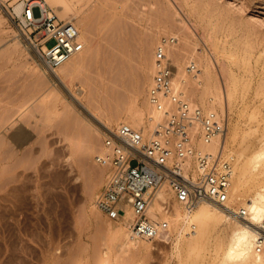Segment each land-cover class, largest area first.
I'll use <instances>...</instances> for the list:
<instances>
[{"label":"rangeland","instance_id":"rangeland-1","mask_svg":"<svg viewBox=\"0 0 264 264\" xmlns=\"http://www.w3.org/2000/svg\"><path fill=\"white\" fill-rule=\"evenodd\" d=\"M8 4L11 8H15V4L11 1ZM111 4L112 7H110ZM119 5H116L113 0L110 2L98 0L93 4L89 2L86 6L87 16H89L86 27L88 25V27L95 28V30L87 28V32L90 34V36L88 35L87 55H91V57L89 56L90 61L70 80L68 84L70 91L60 80L53 79L56 81L53 82L52 76L47 77V80L44 79V81L43 77L37 76L40 74L37 64H41L26 42L20 41L21 55L20 52L18 54L8 52H12L15 41L14 34L20 30L9 14L0 8V86L4 87L6 85L3 93L1 91L3 88H0L2 93H0V104L16 99L17 96H20V99L15 100L16 105L21 104V102L23 104L24 101L27 102L24 103V107L27 106L25 108L29 118L24 128L29 137L22 151L25 149L26 152L32 149L30 151L32 154L36 156L40 154L38 158L41 157V160L35 157L34 162L31 159L33 156L31 157L30 152H26L31 157L27 159L30 162L26 161V163L28 162V165L31 163L34 168L32 165L31 167L28 166L30 169L25 172L28 176L27 174L23 175L25 177L21 176L20 180L31 177L27 180L23 179L26 182H31V179L41 181L43 178L48 180L51 176L53 177L51 169L50 174V171L45 170V172H48L47 175L45 174V177L42 178L39 177L44 171L39 170L37 166L46 159L47 162H50L57 152H59L57 156L61 155V158L56 159L57 157H55L58 163L54 162L55 165L51 167L53 172L55 167L56 170L59 169V163L67 171L64 175L65 179H63L65 182L58 184L56 189L53 188L51 198L47 196V190L40 191L43 192V195L41 194L38 202L42 203L43 207L39 204L36 209L24 211L19 215L16 214V217L13 208L10 209L12 213H6L10 207H4L2 206L4 203H0L2 210L4 208L3 213H0V216L3 214L0 220V264H63L65 260L68 262L67 259L71 257V253L81 252L83 250L81 248L85 244L89 246L90 254L93 257L90 256V264L97 263V261L96 263L94 261L99 259L103 235L108 228L106 223L112 226L119 223L118 220H109L95 206V197L105 184L107 168L99 166L95 162L96 156L93 155L103 145L102 138L107 130L117 125V123H112L111 128L107 129L101 119L104 116L106 117L107 112L122 109L128 98L139 88V91L143 90L142 93L140 91L139 101L145 100L146 91L154 73L153 71L152 74L145 75V78L141 79L146 64L145 59L149 53L153 56L155 45L160 37L174 36L178 40L173 35L174 31L168 29L171 25L169 23L177 19L176 13L183 14L184 12V14L190 15L189 17L197 27L198 36L189 40L196 43L199 52L204 55H207V49H212L213 55L216 56L213 57L217 67L220 68L222 62L232 82H236L237 91L233 111H229L226 118L224 111L216 105V112L220 113L226 120L228 119L227 128L235 124L241 134L246 135V144L239 149L229 146L223 150L224 154L231 155L234 158L235 171L237 152L244 151V157L252 156V161L249 164L251 170L247 176L246 184L243 185L245 191L251 188L256 181L264 179V176H262L264 175V157L254 156L255 153L264 152V149H261L264 146V0H123L122 7ZM116 8L119 9L115 10ZM34 15H38L37 10L34 11ZM155 25L160 27L159 35H153L150 32V28ZM164 29L165 31H163ZM91 30L92 33H90ZM150 41L151 44L149 45ZM89 43H93L92 45L96 47L94 46L93 49ZM52 45L53 42H50L48 47ZM167 55L170 56L171 63L175 64L174 66L177 68L172 53ZM184 58L178 59L180 60L178 64L186 70L190 61L187 57ZM147 76L149 79H147ZM188 76L191 77L192 74L189 73ZM138 82H141V84H138ZM71 91L72 95L69 94ZM3 97L7 99H3ZM195 106L205 109L200 105ZM70 116L77 120V122L74 121L77 126L67 128ZM80 121L83 122L84 127ZM88 127L89 129L96 128L98 131L99 142L97 145L88 144L90 140L88 134L82 132L84 129L89 130ZM72 142H77V147L82 153L72 154L73 148L70 147ZM43 147H46L44 153L36 151L34 153V148L39 151ZM42 154L43 156H41ZM26 163L23 162L21 165L24 166ZM253 165H257V168L254 169ZM23 166L18 167L15 172L24 171ZM71 166L72 171L69 170ZM31 168L33 172L29 171H32ZM2 171L3 166L0 172ZM98 172L100 175L97 174ZM97 175L99 178L95 179ZM0 180L2 181V178ZM93 180L94 184L91 186ZM67 181L69 183H66ZM163 189L171 193L166 188ZM230 193L231 190L229 198ZM238 199L235 198V201H232L233 203L228 206L235 210L245 208L242 204L243 201ZM49 200L51 204H47ZM32 203H34V200ZM176 203L182 212L185 211L177 200ZM45 208H50L51 211L49 209L47 211ZM47 212L50 213L47 214ZM4 220L5 224H3ZM9 222L12 226L9 224L6 227ZM70 225L75 226V244L70 246V250L63 252L61 259H56L57 257H54L52 252L53 246L59 243L61 231L67 229V226L70 228ZM188 231H190V228H188ZM215 232L216 234H223L220 230H215ZM129 233L131 234V232ZM116 241L114 239L109 243V251L107 250L109 260L106 264H216L213 244L204 248L205 250L202 248L203 251L200 249L201 252L197 250L198 253H196L195 251L196 256L192 257L190 255V257L183 245H180V247L179 244L176 245L175 236L169 242L160 239L154 240L149 251H131L125 254L121 253L120 243ZM79 243L80 245H78ZM96 247H98V250ZM96 257L97 259H94ZM76 258H72L68 263L70 261L74 263L78 260V257Z\"/></svg>","mask_w":264,"mask_h":264},{"label":"bare ground","instance_id":"bare-ground-1","mask_svg":"<svg viewBox=\"0 0 264 264\" xmlns=\"http://www.w3.org/2000/svg\"><path fill=\"white\" fill-rule=\"evenodd\" d=\"M8 1H11V3L15 4L16 13L20 14V12L22 11V4H20L19 0H8ZM102 1L110 2L112 0H102ZM113 1L116 5L120 4L122 7L123 0H113ZM45 2H47V4L56 11V13L61 19L73 21L77 25V27L81 31V41L83 43L84 49L79 54L73 56L69 61L61 65L59 68H57L54 72H48L41 65L37 64V69L40 72V74H38L37 76L39 77L40 75L41 77H43V81L44 79L47 80V77L52 76L51 78L52 80L53 79L60 80L63 84H65L67 89H69L70 91V86L68 85L70 80L73 78V76L78 71H80L90 61L91 55H89L90 57L87 55V48L89 46L88 45V35L90 36V34H88L87 32V28H92L94 30L95 28L91 26L88 27V25L86 27V21L89 17L87 16L88 14H87L86 6H88L89 2H92L93 4L94 2H98V0H45ZM110 7H112V4ZM119 8H116L115 10ZM176 14L178 16L177 19L169 23V25L170 24L171 25L169 26L168 29H170V31H174L173 35H175L178 38V40L176 39V42L172 45L174 48L171 46L167 50V54L172 53V55L175 58L174 60H176V64H177V68H175L176 67L174 66L175 64L171 63L173 65V78H172L173 91L176 92L175 95H178L182 100L187 101L192 106L200 105L204 107L205 109H211V110L216 111V105H218L222 109V111H224V114L227 118L229 111H231L233 107L235 106L234 101H235V96H236V91H237L236 82L235 81L232 82V79H230L229 75L225 71V65H223L222 62L220 64L221 65L220 68L217 67V64L214 61V57H213L215 56L213 55L214 52L211 51L212 49L211 50H209L210 48L207 49L206 51L207 55H204L203 53L199 52V48L196 47L197 46L196 43L191 42L189 40L192 37L198 36L197 27L193 23L192 19L189 17L190 15L184 14V12L183 14L182 13L181 14L176 13ZM161 27H162V23H161ZM150 30H151L150 32H152L153 35H157L160 32V27H157L155 25L154 27L150 28ZM163 31H165V29ZM90 33H92V30ZM201 37H202V34H201ZM13 38L15 40L12 46L13 50H11L12 52L10 51L8 52L10 54L11 53L18 54L20 52L19 54L21 55L22 51L20 50V46H21L20 41L22 40L26 42V44H28L27 38L25 37L24 33L21 31H19L18 33H15ZM89 44L93 47V49L96 47L95 45L94 47L91 43ZM150 44H151V41L149 42V45ZM89 49L91 50V48ZM31 50L33 51L35 56H37L36 51L32 47H31ZM182 57H185V58L187 57L190 63L195 64L197 66V70L194 71L193 73L192 72L190 73L192 74L191 77L188 76L189 72H187V70H184L182 66L178 64V62L180 61L178 59H181ZM145 60H146V64L144 65L145 67H144L143 78L141 79H144L145 75H148L150 73L152 74L154 71L153 70L154 69V52H153V56L150 55L149 53V55L147 56ZM147 79H149L148 76H147ZM53 82H56V81L53 80ZM138 84H141V82H138ZM138 86H141V85H138ZM4 87L0 86V88H3L1 89L2 93H3ZM139 89L133 92V95L130 96V98H128V101L122 107V109H119V110L116 109L114 112L113 111H110L109 113L107 112L106 117L104 116V118L101 119L105 128L107 129L111 128L112 123H117V124L125 123L135 129L141 130L144 137L154 136L153 132L155 131V128L159 124H161V122L163 121V113L154 110V108L150 106L146 95H145L144 101L143 100L142 102L139 101V95L143 91V90L142 91L140 90L141 91L140 93ZM6 93L8 94L9 92H6ZM12 93L14 94L15 91ZM69 94L72 95L73 94L72 91L71 93L69 92ZM5 97H3V99L8 98V97L7 98ZM18 98L20 99V96H17L16 99H12L9 102H2V104H0V170L2 169V166H3V171L0 172V179L2 178V181L0 180L1 181L0 182V203L3 202L4 204L2 206L4 207H7V206L10 207L9 211L7 210L6 213H12L11 208H13V212L16 217L17 215H19V213L22 214L24 211H30V210L36 209L37 207H39L38 206L39 204L42 206V203L38 202L41 194L47 190L46 192L47 196L48 197L50 196L51 198V194H53L52 193L53 188L56 189L58 184H60L61 182H65L63 181V179H65L64 175L67 172L66 170H64V168L61 166L60 163H59V169L56 170L57 168L55 167L54 168L55 171L53 172L51 167L55 165L54 162L56 163L58 161L56 159H58V157L61 156V155L57 156L59 154V152H57L58 154L56 153V156L53 157L54 158L53 161H52L53 158L51 159L50 162H47L46 161L47 159H46V160H43L44 162L41 161L40 165L37 166L39 170L44 171L43 173L44 175L42 174L43 176L41 175L39 177L41 178L45 177V174L47 175L50 169L53 173V177L51 176V178L48 180L47 179L44 180L43 178V180L41 181L40 180L38 181L37 179H34V180L31 179V182L33 183H31L30 181H27L28 182L27 183L26 181L23 180V179L27 180V178H31V177L22 178L21 179L22 181L20 180V177L23 175H26L27 174V173L25 174L26 170L30 169L29 167H31L32 165L31 163H29L28 165V162H30V160H27L29 159L30 154H31V157L32 156L34 157V158L33 157L32 158L30 157V158L34 160L35 157L38 158V156L40 155L38 154L39 152L40 153L45 152L44 150L46 149V147L45 148L43 147L42 149L43 151L42 150L37 151L34 148L33 149L34 153L35 151L38 152L36 153L38 154L37 156L35 154H32V152H30L32 149L30 150L27 149L28 151H26V152H30V154L26 153L24 151L25 149L22 151V148H24V145L27 142L26 140L29 137L28 136L29 134L26 132V129L24 128L26 126V122L28 121L29 115L27 116L28 113H26L27 109L25 107L27 106L24 107L25 105L24 103H27V102L24 101L23 104L21 102V104L16 105L15 100H17ZM93 115L96 116L95 113H93ZM71 116H70L68 123L66 120L67 128L69 127L71 128L72 126L74 127L77 126V123L75 124L77 120L73 119L74 117L72 118ZM80 123L83 125V122L80 121ZM198 128H199L198 125H193L190 128V137L192 140V144L195 147L200 148L206 152L215 153L218 149L225 150L229 146H231V148L237 147L239 149V148H243V146L246 144V135L245 134L242 135L238 127L235 124H232L230 128H227L225 133H223L222 135H219L218 137H216L213 141H211L208 144L202 143L201 140H195V136L198 132ZM86 129H84L83 131L81 130V131L84 132V134L85 132L88 134V138L90 139L89 140L90 143L88 142V144H91L92 146L97 145V143L99 142V133L96 130V128L89 129L88 127L89 130L87 131ZM77 146H78L77 142L76 143L72 142V145L70 147L75 149V150L72 149V152H73L72 154L82 153L79 151L78 149L79 147ZM55 149L57 148L55 147ZM261 149H264V146H262ZM76 150H78L79 152ZM80 150H81V145H80ZM104 150L105 149L102 145L100 150L99 151L97 150L98 152L96 151L97 153L93 156H96V157L100 156L101 154L104 153ZM41 156H43V154ZM254 156L264 157V152L258 153V154L255 153ZM55 157L57 158L55 159ZM96 157H95V160H96ZM40 158L41 157H39L38 159L41 160ZM251 158L252 156L244 157V151L237 152V159H236L237 165H235L236 171L234 170V177L231 183V188H230L231 193H230V198L228 202V205H230L233 203L232 201H235V198L236 199L239 198L238 200H242L243 201L242 204L245 207L244 209L247 210V212L249 213V216L247 219H240V220L233 219L232 221V217H230L227 213H224L225 211L223 208L215 204L209 203V202L198 203L191 210L184 208L185 211L182 212L179 205L176 203V199L173 197L172 192L171 193L166 192V190H164L163 189L164 187H163V188L157 189L154 192L152 203L147 208V216L151 221L155 223L157 230H158V234L156 238L153 240L135 238L132 234L129 233L130 232L129 226L132 220V215H131L130 208L127 207L125 208V215L118 217L119 223H117L114 226L106 223V226L108 228H107L106 233L103 235V240L101 243L102 247L100 249L101 252H99L100 255L96 254L97 256L99 255L98 256L99 259H97V257L94 258V259H97L94 261V263H96V261H97L96 264H106V262H108L109 243H111L114 239L117 240L116 241L117 243L119 241L120 243L119 249L121 253L125 254L131 251H144V252L149 251L150 248L152 247V242L154 240L160 239V240L169 242L175 236V239L177 240L176 245L179 244V247L180 245H183L188 255L189 256L191 255L192 257L196 256L195 255L196 253L201 252L202 248L203 250H205L204 248H207V246L209 247L211 244H213V247H214L213 251L216 256L215 258L216 264H264V253L257 254L254 250L255 230H256L257 224L262 219H264V179H260L256 181L252 185V187L247 189L246 191L243 189V185L246 184L247 176L251 170V167L249 166L250 162L252 161ZM255 159H259V158H255ZM26 161L28 162L26 163ZM23 162L26 163L24 164V166L21 165ZM22 166L25 169L24 171L20 169L22 172L20 173H18V171L15 172V170L18 167H22ZM191 167H192L191 158H188L184 164V169L187 171ZM252 167L256 169L257 165H253ZM45 170H48V172L47 171L45 172ZM69 170L72 171V166ZM29 171L33 172V169L32 171L31 170ZM51 171L49 172V174L51 173ZM97 174L100 175L99 172ZM98 175L95 176V179L99 178ZM235 175H236V180H235ZM66 183H69V182L67 181ZM93 184H94V180L92 181L91 186H93ZM40 191H43V192L41 193ZM31 200L32 201L34 200V203H32ZM50 200L49 202H47V204H51ZM52 201H53V198H52ZM47 207H50V206L47 205ZM50 208L48 209L50 210ZM167 208H170V209L167 210ZM0 210H1L0 213H3L4 208L2 210V207H0ZM39 210L40 208L38 209V211ZM48 213L50 212H47V214ZM2 215L3 214H1L0 216V220L2 219ZM23 215H22V219H23ZM25 216H28V215H25ZM25 220L27 221V219ZM6 222H7V218H6ZM3 224H5V220ZM9 224L10 222L7 224L6 227H8ZM23 224L21 225L23 226ZM66 228L67 229L65 230L63 229L61 231V234H60L61 239L58 241L59 243L53 246L52 252H53L54 257H57L56 259H59L60 257H62L63 252L70 250V246L75 244V240H74L75 226L72 225L70 228H68L67 226ZM188 228H190V231H188ZM215 230H220L223 232V234H216ZM223 230H226V231H223ZM78 245H80V243ZM97 248L98 247H96V249ZM89 249H90L89 246L85 244V246L81 248L82 250L81 252L78 251L79 250L78 248L77 250L78 252L70 254L72 258L77 259L76 257H78L77 261H75L74 263L70 261V263H68L69 260L72 259L71 257L68 256L69 257L68 259L65 257L68 262H66L65 260L66 263L65 262L64 263L65 264H90L92 254H90ZM195 251L196 253H194Z\"/></svg>","mask_w":264,"mask_h":264},{"label":"built area","instance_id":"built-area-1","mask_svg":"<svg viewBox=\"0 0 264 264\" xmlns=\"http://www.w3.org/2000/svg\"><path fill=\"white\" fill-rule=\"evenodd\" d=\"M8 2L0 0V8L16 22L46 71L54 72L84 49L77 25L61 19L45 0H19L20 14ZM50 42L53 45L48 47ZM175 42L173 36H162L154 48V74L146 96L150 106L163 113L154 136L144 137L141 130L117 124L105 133L104 153L95 160L107 168L105 184L95 197L96 207L112 221L130 208V232L135 238L146 240H153L158 234L155 223L147 216V208L154 192L163 187L185 209L209 202L223 208L233 219L249 216L244 208L235 210L228 206L234 158L222 149L210 153L192 144L193 125L199 127L195 140L208 144L226 132L227 121L220 113L192 106L175 95L173 65L167 57L168 48ZM186 70L193 73L197 66L189 63ZM188 158L192 167L186 171L184 164ZM254 243L255 252L264 253V219L257 224Z\"/></svg>","mask_w":264,"mask_h":264}]
</instances>
